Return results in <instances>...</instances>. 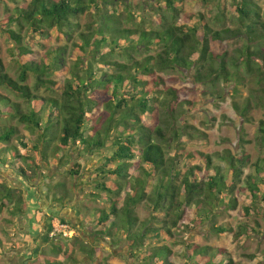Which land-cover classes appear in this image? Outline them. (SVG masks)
Masks as SVG:
<instances>
[{
	"label": "trees",
	"instance_id": "obj_1",
	"mask_svg": "<svg viewBox=\"0 0 264 264\" xmlns=\"http://www.w3.org/2000/svg\"><path fill=\"white\" fill-rule=\"evenodd\" d=\"M205 1L25 0L0 22L16 26L7 32L18 66L13 78L0 59V86L18 98L0 92V118L16 122L0 125V163L30 183L39 171L66 165L73 149L88 157L109 151L95 168L96 191L88 193L92 201L102 200L106 206L86 208L85 219L95 226L96 235L113 245L125 241L137 264H235L225 247L190 243L177 233L208 220L218 235L247 237L261 229L252 214L264 226V159L251 162L245 149L238 155L225 149L218 153L224 163L218 164L211 153L181 147L182 136H202L194 126L176 124L183 104L192 101L179 100V91L166 83L164 72L194 67V82L211 87L201 93L220 99L219 84L232 82L233 96L239 86L248 85L241 103L232 99L233 108L247 120L251 108H264L260 6L256 0H234L229 16L219 1L207 13L184 9ZM131 7L141 11L140 20L126 26L133 18ZM86 12L93 19L82 27L79 18ZM230 21L235 27L228 26ZM25 29L39 36L38 48L29 43ZM41 88L48 94H39ZM37 100L41 106L34 109ZM17 124L36 132L37 138L27 140ZM258 124L256 138L264 146V119ZM175 147L170 156L169 148ZM82 168L76 161L68 174L80 177ZM102 177L113 179L108 184ZM240 196L248 201L243 215L254 225L234 231L229 223L218 224L215 208L221 204L234 209ZM23 200L11 185H0V212L8 206L13 215L23 213ZM142 202L150 209L148 220H140L135 212ZM60 221L66 222L64 217ZM56 238H72L85 254L93 251L80 235L50 239ZM180 244L185 246L184 260L177 262L175 257L181 255L174 247ZM53 245V252L67 255L66 249ZM42 253H37L40 262L34 254L28 264H65Z\"/></svg>",
	"mask_w": 264,
	"mask_h": 264
},
{
	"label": "rangeland",
	"instance_id": "obj_2",
	"mask_svg": "<svg viewBox=\"0 0 264 264\" xmlns=\"http://www.w3.org/2000/svg\"><path fill=\"white\" fill-rule=\"evenodd\" d=\"M153 3L155 0H150ZM219 1L225 6V12L229 16L232 14L230 6L234 0H206L202 4L199 3L197 7L184 6V9L190 10H202L205 13L208 12L210 6ZM25 0H0V22L7 19L14 13L16 6L24 3ZM261 8L262 19L264 20V0H256ZM198 4V3H195ZM133 13L131 18L125 25L132 26L139 22L140 12L132 7L129 9ZM144 12L147 9L143 10ZM92 13H84L80 16L79 21L82 27L86 23L92 21ZM0 23V59L3 62L5 71L9 73L13 78H17L18 66L16 63L15 54L17 50L14 49L13 41L10 39L8 28L16 29L14 24H8L1 26ZM228 26L235 27V24L231 21L228 22ZM27 36V40L34 47L38 48L39 36L32 31L25 29L22 31ZM242 44V41H238L234 44V47H238ZM196 54L193 58H196ZM195 68L183 69L182 71L169 70L163 73L164 78L167 79L166 83L173 86L179 92V100H191V103H185L182 106L183 113L180 116V120L177 121V125L188 124L194 126L195 129L201 132V138L190 139L186 136H182L180 139L181 147L184 150L191 151L195 149L202 150L213 154L214 161L218 164L224 163L219 157L218 153L225 149H229L233 154H240L242 149H245L250 153L251 162L259 159H264V146L261 145L257 138V132L259 127V120L264 119V108H251L247 114V119L242 117L232 105V99L241 103L242 99L247 96L249 90L248 85L245 87L239 86V91L236 95H232L231 88L233 83H227V85L219 84L217 90L222 92L223 99L216 98L215 96L204 95L201 90L206 89L210 91L211 87H205L201 84L195 83L193 74ZM33 78H29L28 83L33 84ZM253 87H260L253 84ZM0 92L9 96L12 100H18L15 95L0 86ZM39 94L45 96L47 91L41 88L38 91ZM255 94L258 93L254 92ZM41 102L39 100L33 101L32 107L39 109ZM212 118H215L213 120ZM11 122L16 124L13 120H6L0 118V125L4 122ZM18 125V124H17ZM21 134L26 136L27 140H34L37 138V134L31 133L24 125H18ZM196 134V133H195ZM248 140L243 142L242 139ZM73 154L70 155V160L64 166L52 165L47 169L39 171L38 175L34 178V181L30 183L21 179V177L14 171L10 165H3L0 163V185H11L15 188L16 194L22 196L24 210L21 214H12L6 206L0 212V239L4 243V246L0 247V264H28V260L35 254L36 262H40V257L37 256L39 251L43 252L42 256L50 255L61 259L65 264H106L107 261L110 264H137L134 261L127 249V243L123 241L118 245H113L107 239L102 238L94 233L95 226H91L85 219L87 213L86 208L93 209L94 207H105L106 204L102 200L94 202L91 200V196L88 195L91 191L95 190V184L99 177L96 176V166L100 161V157L107 154L109 151L102 150L98 156H79L76 153V149H73ZM175 148H169V155L172 156ZM79 161L83 168L80 172V177H76L78 182L74 184L75 179L68 174V169L73 163ZM185 159L182 158L181 162L185 163ZM246 172L250 171L249 168L245 169ZM134 173H138L135 169ZM155 177V176H154ZM83 181H81V179ZM108 181L112 177L100 178ZM80 182V183H79ZM153 182V181H152ZM80 184V186H79ZM82 188L81 190L79 188ZM66 196V197H65ZM54 197H62L61 201L52 200ZM248 202L246 199L239 197V203L236 208H225L223 205H219L215 208L218 216L215 218L218 224L229 223L233 230L236 231L241 225H254V223L243 215L242 206ZM68 208L77 211V215L83 218L80 224L77 222H70V219L65 216L64 212L69 210ZM40 212L39 218L37 213ZM135 212L140 220H148L151 216L150 209L145 202L139 203ZM64 217L66 222L71 223V227L75 230L73 236H82L83 243L86 246L93 248V251L85 254L76 245H73L74 240L56 238L51 240L48 237L49 231L56 223L58 219ZM252 218H258V222L261 225V229L256 232H250L247 237H236L233 233L227 235H218L211 231L210 221L205 220L203 223L193 225V229L187 232L180 231L177 236L181 238H187L190 243H198L200 245H214L225 247L235 264H264V226L263 221L256 214H252ZM38 219V220H37ZM46 225L45 229L44 226ZM54 242V243H53ZM53 244L66 249L67 255H63L61 252H53ZM185 246L180 244L175 246L181 256H176L177 262L184 260L182 254L185 252ZM33 262L35 259H33ZM47 264H50L49 261Z\"/></svg>",
	"mask_w": 264,
	"mask_h": 264
},
{
	"label": "built area",
	"instance_id": "obj_3",
	"mask_svg": "<svg viewBox=\"0 0 264 264\" xmlns=\"http://www.w3.org/2000/svg\"><path fill=\"white\" fill-rule=\"evenodd\" d=\"M74 234H75V230L71 227V225H69L66 222L60 221V219L56 221V223L51 228V231H49L48 233L50 238H54L57 236L65 238L72 236Z\"/></svg>",
	"mask_w": 264,
	"mask_h": 264
},
{
	"label": "crops",
	"instance_id": "obj_4",
	"mask_svg": "<svg viewBox=\"0 0 264 264\" xmlns=\"http://www.w3.org/2000/svg\"><path fill=\"white\" fill-rule=\"evenodd\" d=\"M68 209L69 210H67V212H64L65 216H67V218L70 219V222H77L80 224V221L83 220V218H81L80 216L77 215V211H73V209H71V208H68ZM40 215H41L40 212L37 213L38 218ZM45 227H46V225L44 226V229H45ZM48 237H49V235H48Z\"/></svg>",
	"mask_w": 264,
	"mask_h": 264
}]
</instances>
